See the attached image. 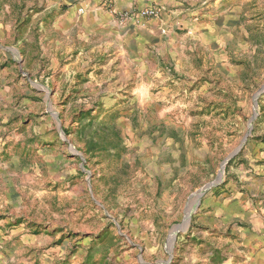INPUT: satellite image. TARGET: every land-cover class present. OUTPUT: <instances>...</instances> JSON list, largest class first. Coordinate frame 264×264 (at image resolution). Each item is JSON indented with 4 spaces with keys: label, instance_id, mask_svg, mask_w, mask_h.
<instances>
[{
    "label": "rangeland",
    "instance_id": "rangeland-1",
    "mask_svg": "<svg viewBox=\"0 0 264 264\" xmlns=\"http://www.w3.org/2000/svg\"><path fill=\"white\" fill-rule=\"evenodd\" d=\"M50 3L0 0L10 10L0 12V22L10 24L14 84L22 81L3 103L10 113L0 193L9 204L0 214L36 236V263H222V253L210 258V243L202 251L209 261L196 258V236L205 230L199 218L208 197L261 138L264 0H219L228 30L216 32L203 52L188 36L179 60L145 95L108 81L110 74L100 79L99 61H77L49 27L41 41L37 9L62 12L73 4ZM239 148L221 181L205 189Z\"/></svg>",
    "mask_w": 264,
    "mask_h": 264
},
{
    "label": "crops",
    "instance_id": "crops-1",
    "mask_svg": "<svg viewBox=\"0 0 264 264\" xmlns=\"http://www.w3.org/2000/svg\"><path fill=\"white\" fill-rule=\"evenodd\" d=\"M56 1L51 0V3ZM218 3L219 0H79L62 12L53 5L38 8L37 14L42 16L35 20V28L42 41L49 27L52 34L64 39L77 61L87 60V65L92 60L99 61L100 79L110 74L108 81H126L132 84L136 94L145 95L150 92L152 82L164 78L165 66L179 60V50L186 48L188 36L198 39L194 46L203 52L204 47L216 40V32L228 30L224 24L228 22V14L218 16ZM153 6L160 9L158 16L139 15L141 10ZM9 11L6 4L0 9L2 14ZM128 11H134L136 18L120 17L122 12ZM50 41L59 42L53 38ZM13 54L10 24L2 20L0 157L5 150L3 124L10 113L3 103L12 101L14 88L19 89L22 83L19 80V86L14 84L18 76ZM38 55L42 57L43 52ZM258 131L261 138L249 143L243 158L229 168L226 179L208 197L205 212L199 218L205 230L196 236L200 241L196 258L209 261L203 258L202 251L204 243H210L215 247L208 253L210 258H214L216 252L222 253L223 259L222 263L205 264H264V116L258 123ZM3 170L0 162V174ZM0 192H3L1 185ZM7 204L0 193V208ZM12 222L10 214H0V264H52L46 260L35 262V252L41 248V243L25 222L15 225ZM12 237L14 240L10 241Z\"/></svg>",
    "mask_w": 264,
    "mask_h": 264
},
{
    "label": "built area",
    "instance_id": "built-area-1",
    "mask_svg": "<svg viewBox=\"0 0 264 264\" xmlns=\"http://www.w3.org/2000/svg\"><path fill=\"white\" fill-rule=\"evenodd\" d=\"M81 11L83 10V8L80 9ZM160 14V9L157 8L156 6H153V7H148L146 9H143L140 11V16L141 17H154V16H158ZM120 17L122 19H133V18H136L135 16V12L134 11H128V12H122L120 14Z\"/></svg>",
    "mask_w": 264,
    "mask_h": 264
},
{
    "label": "water",
    "instance_id": "water-1",
    "mask_svg": "<svg viewBox=\"0 0 264 264\" xmlns=\"http://www.w3.org/2000/svg\"><path fill=\"white\" fill-rule=\"evenodd\" d=\"M264 92V86L263 88L258 92L257 94V97L260 93ZM257 97H256V104H257ZM257 116V113L256 115L251 119L250 123H249V129L250 131L246 134L245 138H244V142L246 141L247 137L249 136L251 130L253 129V122H254V119L255 117ZM241 148H239L238 150L234 151L229 157L228 159L225 161V163L223 164V167H222V170L220 171V173L218 174L217 178L215 181H213L210 185H208L205 189L211 187V186H214V185H217L220 181H221V178H222V175H223V172H224V167L225 165L227 164V161L230 160L234 155H236L239 151H240ZM77 153L78 150L74 149ZM175 235V234H174Z\"/></svg>",
    "mask_w": 264,
    "mask_h": 264
}]
</instances>
